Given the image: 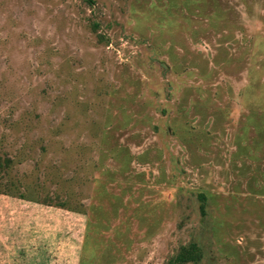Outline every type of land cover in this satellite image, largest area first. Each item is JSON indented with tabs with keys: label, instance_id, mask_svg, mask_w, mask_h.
<instances>
[{
	"label": "rangeland",
	"instance_id": "rangeland-1",
	"mask_svg": "<svg viewBox=\"0 0 264 264\" xmlns=\"http://www.w3.org/2000/svg\"><path fill=\"white\" fill-rule=\"evenodd\" d=\"M189 243L264 264V0H0V264Z\"/></svg>",
	"mask_w": 264,
	"mask_h": 264
},
{
	"label": "trees",
	"instance_id": "trees-1",
	"mask_svg": "<svg viewBox=\"0 0 264 264\" xmlns=\"http://www.w3.org/2000/svg\"><path fill=\"white\" fill-rule=\"evenodd\" d=\"M202 208L204 206L202 205ZM201 258V252L196 243H189L187 245H183L176 256L168 261L167 264H182L190 261H197Z\"/></svg>",
	"mask_w": 264,
	"mask_h": 264
}]
</instances>
